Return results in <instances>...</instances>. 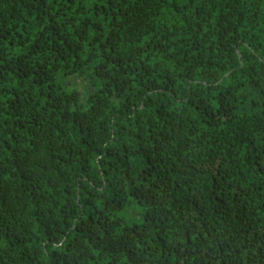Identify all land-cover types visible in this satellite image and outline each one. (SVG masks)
I'll list each match as a JSON object with an SVG mask.
<instances>
[{"label": "trees", "instance_id": "obj_1", "mask_svg": "<svg viewBox=\"0 0 264 264\" xmlns=\"http://www.w3.org/2000/svg\"><path fill=\"white\" fill-rule=\"evenodd\" d=\"M0 264H264V0H0Z\"/></svg>", "mask_w": 264, "mask_h": 264}, {"label": "rangeland", "instance_id": "obj_2", "mask_svg": "<svg viewBox=\"0 0 264 264\" xmlns=\"http://www.w3.org/2000/svg\"><path fill=\"white\" fill-rule=\"evenodd\" d=\"M122 216L128 221H140L141 214L137 207L131 206L122 213Z\"/></svg>", "mask_w": 264, "mask_h": 264}]
</instances>
